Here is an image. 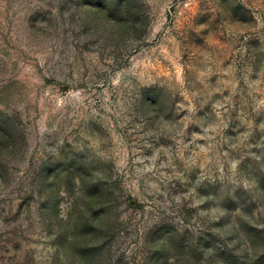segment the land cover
I'll return each instance as SVG.
<instances>
[{"label": "rangeland", "instance_id": "374dc122", "mask_svg": "<svg viewBox=\"0 0 264 264\" xmlns=\"http://www.w3.org/2000/svg\"><path fill=\"white\" fill-rule=\"evenodd\" d=\"M0 264H264V0H0Z\"/></svg>", "mask_w": 264, "mask_h": 264}]
</instances>
